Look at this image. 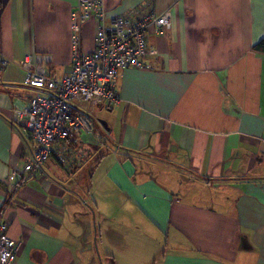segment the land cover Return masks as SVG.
<instances>
[{
    "label": "crops",
    "instance_id": "crops-1",
    "mask_svg": "<svg viewBox=\"0 0 264 264\" xmlns=\"http://www.w3.org/2000/svg\"><path fill=\"white\" fill-rule=\"evenodd\" d=\"M75 4L0 0V207L14 264H264V54L252 50L264 0H105L104 19L82 26L84 52L97 27L140 7L169 11L170 28L147 29L151 68L120 69L119 101L89 106L93 131L56 143L31 175L13 110L47 92L23 84L21 62L69 73Z\"/></svg>",
    "mask_w": 264,
    "mask_h": 264
},
{
    "label": "built area",
    "instance_id": "built-area-1",
    "mask_svg": "<svg viewBox=\"0 0 264 264\" xmlns=\"http://www.w3.org/2000/svg\"><path fill=\"white\" fill-rule=\"evenodd\" d=\"M139 12L137 17H132ZM115 15L108 25L96 29L92 51H82L81 29L91 17L104 19L105 0H76L70 16L72 57L69 73L54 77L39 67L32 70V63L24 59L27 69L23 84L42 89L47 93L32 96L25 108L13 110L12 124L33 143L31 160L24 171L34 175L52 154L53 146L64 141L72 133L93 131L86 111L89 106H112L119 101L118 74L123 68L150 69L143 61L147 51L146 31L153 27L156 32L170 28V12L156 14L150 7L133 10V13ZM49 61L46 56L37 59L39 66ZM6 63L1 61V65ZM76 109V111L74 110ZM20 175L11 171L8 181L17 190L24 181L15 182ZM0 207V264H14L19 242L7 235L8 221Z\"/></svg>",
    "mask_w": 264,
    "mask_h": 264
},
{
    "label": "trees",
    "instance_id": "trees-1",
    "mask_svg": "<svg viewBox=\"0 0 264 264\" xmlns=\"http://www.w3.org/2000/svg\"><path fill=\"white\" fill-rule=\"evenodd\" d=\"M252 50L257 53L264 54V37L257 43L253 44Z\"/></svg>",
    "mask_w": 264,
    "mask_h": 264
},
{
    "label": "water",
    "instance_id": "water-1",
    "mask_svg": "<svg viewBox=\"0 0 264 264\" xmlns=\"http://www.w3.org/2000/svg\"><path fill=\"white\" fill-rule=\"evenodd\" d=\"M101 124L106 128V123L101 121Z\"/></svg>",
    "mask_w": 264,
    "mask_h": 264
}]
</instances>
